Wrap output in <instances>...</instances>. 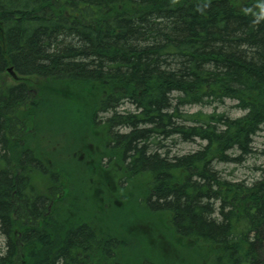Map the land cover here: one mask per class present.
I'll return each mask as SVG.
<instances>
[{"label": "trees", "instance_id": "16d2710c", "mask_svg": "<svg viewBox=\"0 0 264 264\" xmlns=\"http://www.w3.org/2000/svg\"><path fill=\"white\" fill-rule=\"evenodd\" d=\"M261 132L264 0H0V264H256L264 177L214 165Z\"/></svg>", "mask_w": 264, "mask_h": 264}, {"label": "rangeland", "instance_id": "374dc122", "mask_svg": "<svg viewBox=\"0 0 264 264\" xmlns=\"http://www.w3.org/2000/svg\"><path fill=\"white\" fill-rule=\"evenodd\" d=\"M235 106H236V102L226 100L224 104L222 105H217L213 107L194 106V107L186 108L185 111L189 113H195L199 111H202L203 113H212L214 111L218 113H226L229 116L235 118L243 114V112L237 109ZM125 108H130L131 110L134 109L130 106H125ZM47 126L50 128H46L44 131L47 134L55 137L58 141H62V138L64 136H61V134L58 135L56 131V128L60 127V124L56 122V124L54 125L47 124ZM165 143L167 145V148L171 149L172 153L176 155H185V154L195 152L199 150L201 146L205 145V143L199 140H196L195 142H191V143H186V142H181V141H177L175 144H172L169 142H165ZM253 147H254V152L249 157H247L244 161H242V163H238V164L219 163L217 165H214V168L218 170L224 178L234 181V182H246L247 184H252L256 181L261 180L264 177V132H261L254 138ZM129 205L130 206L126 209L125 212L121 211L120 213H118L119 218H117L116 221L120 220L122 217L124 219H127L126 221L130 223L134 222L133 220L134 216H131V214L129 213L131 208L134 209L133 199L129 202ZM108 215H112V213H109ZM104 229L105 231H113L115 227L104 228ZM152 231H154V227ZM162 231H163V228L157 225V229L152 233L155 236H158L157 235L158 232H162ZM154 235L151 241V246L154 247L153 248L154 253L155 252L157 253L160 251L163 252V251H172V250L175 253L178 252V250H176L173 246L168 244L167 241L165 243V246L164 244L161 245L160 243L156 244L158 238H156L154 241ZM151 237L152 235L150 233L148 234L146 239L150 240ZM159 237L161 236L159 235ZM126 241H127L126 254L128 256L129 262L133 258L135 259L136 263H138V261L140 260L147 258L148 250L147 252L142 251L143 247H142V242L140 238L134 237V238L126 239ZM162 248H164V250ZM0 251H5V238L1 235V233H0ZM256 251H257L256 264H264V239L259 244ZM167 264H179V263H177L174 259H170Z\"/></svg>", "mask_w": 264, "mask_h": 264}, {"label": "water", "instance_id": "95a60500", "mask_svg": "<svg viewBox=\"0 0 264 264\" xmlns=\"http://www.w3.org/2000/svg\"><path fill=\"white\" fill-rule=\"evenodd\" d=\"M8 71L12 74V76H13L14 78H16V76H15L14 73H13V69H12V68H10Z\"/></svg>", "mask_w": 264, "mask_h": 264}]
</instances>
